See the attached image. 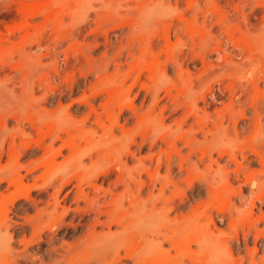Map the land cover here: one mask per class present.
<instances>
[{
    "label": "rangeland",
    "instance_id": "obj_1",
    "mask_svg": "<svg viewBox=\"0 0 264 264\" xmlns=\"http://www.w3.org/2000/svg\"><path fill=\"white\" fill-rule=\"evenodd\" d=\"M0 264H264V0H0Z\"/></svg>",
    "mask_w": 264,
    "mask_h": 264
},
{
    "label": "bare ground",
    "instance_id": "obj_2",
    "mask_svg": "<svg viewBox=\"0 0 264 264\" xmlns=\"http://www.w3.org/2000/svg\"><path fill=\"white\" fill-rule=\"evenodd\" d=\"M125 181H126V180H125ZM127 182H128V181H127ZM222 182H223V181H222ZM167 183H168V182H167ZM135 187H136V186H135ZM94 198H95V197H94ZM95 199H96V198H95ZM76 201H77V200H76ZM92 201H93V200H92ZM92 201H91V202H92ZM95 201H96V200H95ZM92 203H93V202H92ZM130 206H131V205H130ZM57 210H58V209H57ZM137 210H138V209H137ZM36 221H37V220H36ZM136 228H137V227H136ZM136 230H137V229H136ZM143 233H144V232H143ZM35 236H36V235H35ZM145 236H146V234H145ZM115 238H116V236H115ZM171 241H172V240H171ZM112 245H113V244H112ZM112 245H111V246H112ZM113 249H114V248H113ZM144 254H145V253H144ZM140 257H142V256L140 255ZM155 260H156V259H155Z\"/></svg>",
    "mask_w": 264,
    "mask_h": 264
}]
</instances>
